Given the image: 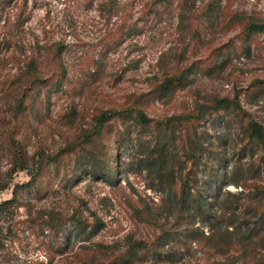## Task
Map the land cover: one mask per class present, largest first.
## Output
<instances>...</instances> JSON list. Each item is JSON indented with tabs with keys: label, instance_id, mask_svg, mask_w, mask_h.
Instances as JSON below:
<instances>
[{
	"label": "rangeland",
	"instance_id": "374dc122",
	"mask_svg": "<svg viewBox=\"0 0 264 264\" xmlns=\"http://www.w3.org/2000/svg\"><path fill=\"white\" fill-rule=\"evenodd\" d=\"M176 1L173 11L169 8L161 19H149L143 34L126 40L119 51L104 58L107 65L102 71L92 74L70 55L66 84L53 92L52 99L30 102L29 111L21 118L26 126L22 138L31 149L39 146L56 153L52 171L46 170L42 177L43 186H65L62 195L54 197L62 207L74 202H65L67 198L83 199L90 207L87 213L95 211L104 216L108 225L100 239H117L123 244L127 235L133 234L150 245L162 224L174 231L173 241L166 248L179 251L175 260L153 262L156 257L150 253L140 264L214 261L203 242L182 233L183 226L174 224L170 212L163 210L158 218L149 213L159 210L155 209L157 203L165 196L157 184L158 172L145 159L152 154L156 140L167 146L177 169L185 164L204 179L229 171L232 179L248 181V186L256 182L246 180L247 157H240L247 140V119L252 116L264 122V32L248 33L244 25L252 19H264V0H212L210 7H206L209 0H187L182 15L190 17L182 22L176 17ZM86 2L29 0L38 5L33 8L34 18L49 10L55 23L66 26L76 21L78 30L72 29L68 38L78 41L82 48L94 37L93 28L85 22L97 19L96 10H88ZM175 70L180 79L176 76L151 92L156 80ZM221 97L240 99L244 110L230 106L216 109L214 104ZM127 103L145 105L153 118L151 124L112 120L103 125L101 135L84 139L83 134L98 124L100 112ZM205 104L207 108L200 110ZM127 126L131 133H122ZM67 143L72 144L71 152L63 149ZM260 147L263 145L256 151L264 153ZM89 162L108 167L110 181L88 174L76 181ZM260 164L256 160L254 168ZM28 178L26 171H20L14 181ZM226 187L234 193L242 189L235 183ZM11 195V189H6L0 193V200ZM229 198L237 196L231 194ZM239 252L232 251L235 255Z\"/></svg>",
	"mask_w": 264,
	"mask_h": 264
},
{
	"label": "trees",
	"instance_id": "16d2710c",
	"mask_svg": "<svg viewBox=\"0 0 264 264\" xmlns=\"http://www.w3.org/2000/svg\"><path fill=\"white\" fill-rule=\"evenodd\" d=\"M186 1H176L180 22L190 17L182 15ZM211 4L209 0L206 7ZM172 5L173 0H88L87 9L96 10L97 19L85 22L93 28L94 37L82 48L78 41L68 38L72 29L78 30L76 21L66 26L55 23L49 10L34 18L37 3L0 0V193L12 191L10 197L0 200V264H140L150 253L156 257L153 262L177 258L179 251L166 248L173 241L174 231L164 224L150 245L133 234H128L121 244L117 239L99 238L108 222L95 211L87 213L90 207L85 200L67 198L65 202H74L59 205L54 197L62 195L65 186L42 184L46 170L53 169L51 162L56 160V153L39 146L31 149L22 138L26 126L21 121L30 102L50 100L53 92L66 84L70 55L77 57V64L90 73L100 72L107 65L104 58L119 51L126 40L143 34L149 19H161L169 8L173 11ZM244 29L251 34L264 32V19L247 21ZM175 72L156 80L151 92L176 76L180 79ZM220 106L244 110L241 100L235 98L217 99L214 107ZM206 108L205 104L200 110ZM118 119L143 126L153 121L142 103L110 107L99 113L98 124L83 134L84 139L93 140L102 134L103 125ZM246 127L247 140L241 147L240 159L247 157L245 178L256 181L254 185L232 179L229 171L204 179L185 164H179L177 169L167 146L159 140L152 146L155 154L145 155L149 166L158 172L157 184L165 194L155 208L159 210L149 213L170 212L174 224L183 226L185 236L203 242L213 253L214 261L207 264H264V153L256 151L260 145L264 149V122L250 116ZM126 131L131 133L128 126L120 132ZM63 149L71 152L72 144L67 143ZM256 160L261 164L254 168ZM20 171H26L29 178L14 181ZM109 172L108 167L89 162L76 181L84 174L110 181ZM231 183L242 186L240 192L226 187ZM231 194L237 198L230 199ZM238 250L240 255L232 253Z\"/></svg>",
	"mask_w": 264,
	"mask_h": 264
}]
</instances>
